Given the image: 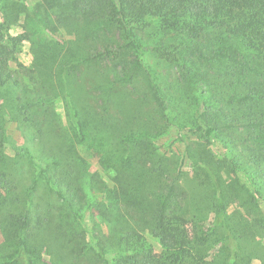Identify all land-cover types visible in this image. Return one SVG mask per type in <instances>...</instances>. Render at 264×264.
Instances as JSON below:
<instances>
[{
  "label": "trees",
  "instance_id": "1",
  "mask_svg": "<svg viewBox=\"0 0 264 264\" xmlns=\"http://www.w3.org/2000/svg\"><path fill=\"white\" fill-rule=\"evenodd\" d=\"M20 8L24 33L0 22V264L264 255L247 216L264 193L245 169L264 173V0ZM25 41L29 72L12 67ZM7 119L31 150L5 152Z\"/></svg>",
  "mask_w": 264,
  "mask_h": 264
},
{
  "label": "rangeland",
  "instance_id": "2",
  "mask_svg": "<svg viewBox=\"0 0 264 264\" xmlns=\"http://www.w3.org/2000/svg\"><path fill=\"white\" fill-rule=\"evenodd\" d=\"M18 1V2H16ZM39 0H0V22L5 21L7 22L8 26H9V33L11 35H19L21 33H24V29H23V25H25V14L26 11H21V14L18 16L17 20H15V11L13 9H21L20 6L21 5H26L29 10H31L35 4L38 2ZM13 3H15V6H13ZM58 32V31H57ZM16 59H17V63L20 65L17 67V65L13 64L12 67L13 69H17L18 71L23 72L24 69L26 70V72H29L32 69L33 63H34V56L33 53L31 51V47H30V43L25 41L21 47L20 53L16 55ZM149 63H153L152 61H149ZM89 73V77L92 75L91 72ZM89 81V78H88ZM87 81V82H88ZM56 108L58 110L59 113L63 112V104H61L60 102L56 103ZM64 118L66 119L65 113H63ZM17 125L15 122H13L10 119L6 120L5 123V139H6V144H5V152L11 156L14 157L15 156V152H14V148H28L29 150H31L30 144L27 143L23 137L19 134V132L16 130ZM176 135H173L171 138L172 140H164L166 145L171 144L172 147L179 149V150H183V144L176 140L175 138ZM213 144V143H212ZM213 147L215 148V150L220 154V152L222 154H226L227 150L226 148H223L221 146L215 145L213 144ZM230 148V147H229ZM23 154V153H21ZM33 156L34 159L37 158V156H35L34 153L31 154ZM90 163H91V169L92 171H96L98 170V160L97 158H90ZM246 171L250 172L251 175L254 176V181L256 183H259L262 186V190L260 191L261 195L264 193V173H261V171H259V169L257 167H248L245 168ZM259 173V174H257ZM255 196V195H254ZM256 197V196H255ZM257 198H255L256 200ZM264 197L261 198V200H263ZM258 203H253L248 206L250 213L248 216L249 219L254 220L256 225H257V230L258 231L256 233V242L260 245H256L257 250L258 246H261V250L264 252V203L260 200H258ZM240 203L238 201L235 202V204H231L228 207L229 212L234 211L236 208H240L239 207ZM4 241L3 235L1 234L0 231V244H2ZM150 241L155 245L154 241L150 239ZM156 247V251L158 252V247L155 245ZM253 247V246H251ZM235 255L236 252L235 250H232L230 253L229 252H225V253H220L218 259L213 262V264H236V260H235ZM256 255L258 257H254L251 261V263L249 264H262L261 262V258L262 260H264V255L261 253H256ZM239 264H246L244 262H241Z\"/></svg>",
  "mask_w": 264,
  "mask_h": 264
}]
</instances>
